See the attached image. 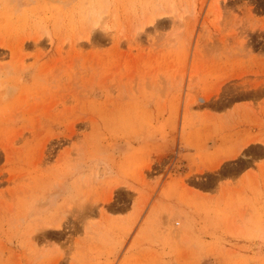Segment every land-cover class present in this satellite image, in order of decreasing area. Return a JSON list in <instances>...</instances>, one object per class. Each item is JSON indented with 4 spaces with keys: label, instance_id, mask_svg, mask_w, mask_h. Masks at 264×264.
I'll list each match as a JSON object with an SVG mask.
<instances>
[{
    "label": "rangeland",
    "instance_id": "1",
    "mask_svg": "<svg viewBox=\"0 0 264 264\" xmlns=\"http://www.w3.org/2000/svg\"><path fill=\"white\" fill-rule=\"evenodd\" d=\"M0 264H264V0H0Z\"/></svg>",
    "mask_w": 264,
    "mask_h": 264
},
{
    "label": "bare ground",
    "instance_id": "2",
    "mask_svg": "<svg viewBox=\"0 0 264 264\" xmlns=\"http://www.w3.org/2000/svg\"><path fill=\"white\" fill-rule=\"evenodd\" d=\"M159 13V12H158ZM159 15V14H158ZM160 16V15H159ZM149 23V22H148ZM58 221V220H57ZM55 222V223H51V224H48V226H50V227H54V228H59L60 227V224H58V222Z\"/></svg>",
    "mask_w": 264,
    "mask_h": 264
}]
</instances>
